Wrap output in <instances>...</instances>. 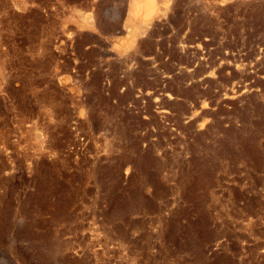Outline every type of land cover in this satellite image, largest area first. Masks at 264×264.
Here are the masks:
<instances>
[{
    "label": "rangeland",
    "instance_id": "374dc122",
    "mask_svg": "<svg viewBox=\"0 0 264 264\" xmlns=\"http://www.w3.org/2000/svg\"><path fill=\"white\" fill-rule=\"evenodd\" d=\"M0 264H264V0H0Z\"/></svg>",
    "mask_w": 264,
    "mask_h": 264
}]
</instances>
